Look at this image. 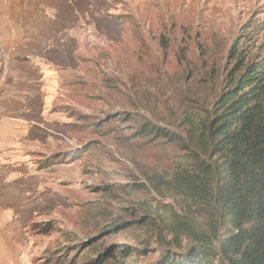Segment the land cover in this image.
Returning a JSON list of instances; mask_svg holds the SVG:
<instances>
[{"label":"rangeland","instance_id":"obj_1","mask_svg":"<svg viewBox=\"0 0 264 264\" xmlns=\"http://www.w3.org/2000/svg\"><path fill=\"white\" fill-rule=\"evenodd\" d=\"M241 58L264 61V0H0V264L178 249L150 208L200 210L151 179L186 164Z\"/></svg>","mask_w":264,"mask_h":264},{"label":"trees","instance_id":"obj_2","mask_svg":"<svg viewBox=\"0 0 264 264\" xmlns=\"http://www.w3.org/2000/svg\"><path fill=\"white\" fill-rule=\"evenodd\" d=\"M238 64L214 112L190 124V141L182 145L186 164L167 180L151 179L158 192L170 190L200 210L186 217L150 208L179 247L153 264H264V61ZM142 134L181 143L157 125ZM143 218L160 230L151 215Z\"/></svg>","mask_w":264,"mask_h":264},{"label":"bare ground","instance_id":"obj_3","mask_svg":"<svg viewBox=\"0 0 264 264\" xmlns=\"http://www.w3.org/2000/svg\"><path fill=\"white\" fill-rule=\"evenodd\" d=\"M21 2V1H20ZM35 2V1H34ZM32 3V2H31ZM12 4V3H11ZM24 5V4H23ZM25 7L27 8V10H26V12L28 11V10H31V4H27V3H25ZM24 18V17H23ZM26 21V20H25Z\"/></svg>","mask_w":264,"mask_h":264}]
</instances>
